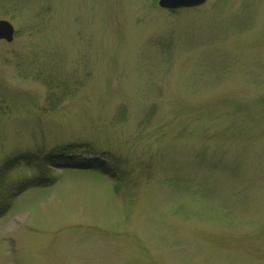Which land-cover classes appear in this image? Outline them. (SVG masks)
<instances>
[{
	"label": "rangeland",
	"instance_id": "obj_1",
	"mask_svg": "<svg viewBox=\"0 0 264 264\" xmlns=\"http://www.w3.org/2000/svg\"><path fill=\"white\" fill-rule=\"evenodd\" d=\"M150 1L0 0V264H264V0Z\"/></svg>",
	"mask_w": 264,
	"mask_h": 264
},
{
	"label": "water",
	"instance_id": "obj_2",
	"mask_svg": "<svg viewBox=\"0 0 264 264\" xmlns=\"http://www.w3.org/2000/svg\"><path fill=\"white\" fill-rule=\"evenodd\" d=\"M201 1L202 0H160V5L165 7H178V6L196 4ZM12 37H13L12 26L8 22L0 21V38H5L7 41H11Z\"/></svg>",
	"mask_w": 264,
	"mask_h": 264
}]
</instances>
